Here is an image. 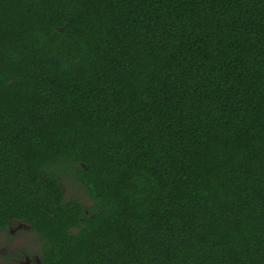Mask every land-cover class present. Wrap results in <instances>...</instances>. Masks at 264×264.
Instances as JSON below:
<instances>
[{
  "label": "trees",
  "instance_id": "16d2710c",
  "mask_svg": "<svg viewBox=\"0 0 264 264\" xmlns=\"http://www.w3.org/2000/svg\"><path fill=\"white\" fill-rule=\"evenodd\" d=\"M17 220L40 264H264V0H0Z\"/></svg>",
  "mask_w": 264,
  "mask_h": 264
},
{
  "label": "flooded vegetation",
  "instance_id": "af4514ba",
  "mask_svg": "<svg viewBox=\"0 0 264 264\" xmlns=\"http://www.w3.org/2000/svg\"><path fill=\"white\" fill-rule=\"evenodd\" d=\"M0 233L4 234L0 240V264H40V241L29 224L10 221ZM27 234L33 235L36 241L23 239Z\"/></svg>",
  "mask_w": 264,
  "mask_h": 264
},
{
  "label": "rangeland",
  "instance_id": "374dc122",
  "mask_svg": "<svg viewBox=\"0 0 264 264\" xmlns=\"http://www.w3.org/2000/svg\"><path fill=\"white\" fill-rule=\"evenodd\" d=\"M65 192H66V197H71L73 195H76V196H81V192L78 191L77 189V185H75V183L66 178V185H65ZM4 234L0 233V240L1 238H3ZM23 239L27 240L28 242H34L36 241L34 236L33 235H30V234H27L26 237L24 236ZM0 247H1V244H0Z\"/></svg>",
  "mask_w": 264,
  "mask_h": 264
}]
</instances>
